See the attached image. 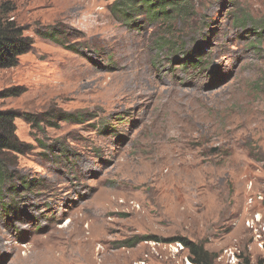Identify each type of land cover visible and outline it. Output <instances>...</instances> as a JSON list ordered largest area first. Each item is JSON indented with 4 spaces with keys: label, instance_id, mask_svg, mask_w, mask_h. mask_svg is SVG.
<instances>
[{
    "label": "rangeland",
    "instance_id": "374dc122",
    "mask_svg": "<svg viewBox=\"0 0 264 264\" xmlns=\"http://www.w3.org/2000/svg\"><path fill=\"white\" fill-rule=\"evenodd\" d=\"M116 1L0 0L31 44L0 69V264H264V0Z\"/></svg>",
    "mask_w": 264,
    "mask_h": 264
},
{
    "label": "trees",
    "instance_id": "16d2710c",
    "mask_svg": "<svg viewBox=\"0 0 264 264\" xmlns=\"http://www.w3.org/2000/svg\"><path fill=\"white\" fill-rule=\"evenodd\" d=\"M183 2L184 0H117L112 6V11L118 12L125 22L131 21L132 13L137 11H144L150 21H158L169 19L171 13H176ZM8 12V3L0 5V69L15 67L20 57L31 48L24 29L8 18ZM15 119L14 113L0 111V196L5 184L13 177L9 168V155L19 151ZM171 241L181 243L189 251V260L193 264H216L217 256L202 244L188 238H176ZM245 264L250 263L245 260Z\"/></svg>",
    "mask_w": 264,
    "mask_h": 264
},
{
    "label": "bare ground",
    "instance_id": "6f19581e",
    "mask_svg": "<svg viewBox=\"0 0 264 264\" xmlns=\"http://www.w3.org/2000/svg\"><path fill=\"white\" fill-rule=\"evenodd\" d=\"M139 79H140L141 83L145 80L144 78H139ZM142 95L143 94H141V93L139 94V92H138V86H128V87H125L123 90H121L117 94L116 98H118L117 100L122 102L123 100L125 101L126 99H134V98L139 99L140 97H142Z\"/></svg>",
    "mask_w": 264,
    "mask_h": 264
},
{
    "label": "built area",
    "instance_id": "2783aa9c",
    "mask_svg": "<svg viewBox=\"0 0 264 264\" xmlns=\"http://www.w3.org/2000/svg\"><path fill=\"white\" fill-rule=\"evenodd\" d=\"M178 247H180V249H183V245L181 243H177ZM230 252V251H229ZM229 252H227L226 254H228ZM229 258H228V264H238L237 261H236V258H235V254L233 252H231L229 254ZM192 263V262H191ZM193 264V263H192Z\"/></svg>",
    "mask_w": 264,
    "mask_h": 264
}]
</instances>
